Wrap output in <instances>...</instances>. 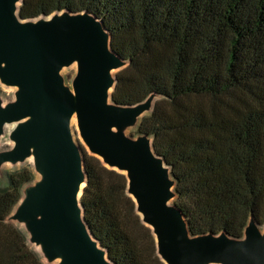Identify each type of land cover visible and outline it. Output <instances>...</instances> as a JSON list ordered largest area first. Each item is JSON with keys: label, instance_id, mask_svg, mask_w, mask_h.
<instances>
[{"label": "trees", "instance_id": "obj_1", "mask_svg": "<svg viewBox=\"0 0 264 264\" xmlns=\"http://www.w3.org/2000/svg\"><path fill=\"white\" fill-rule=\"evenodd\" d=\"M87 13L125 66L112 104L152 107L134 125L165 163L172 204L191 237L243 238L264 226V0H21L17 16ZM84 223L111 264H164L127 194L125 175L82 154ZM33 181L6 174L0 187V264H43L7 218Z\"/></svg>", "mask_w": 264, "mask_h": 264}, {"label": "water", "instance_id": "obj_2", "mask_svg": "<svg viewBox=\"0 0 264 264\" xmlns=\"http://www.w3.org/2000/svg\"><path fill=\"white\" fill-rule=\"evenodd\" d=\"M20 4L0 0V83L17 87L15 100L0 106V134L5 124L25 120L12 130L14 146L0 154V164L32 154L40 179L23 190L10 218L26 223L30 241L40 245L44 257L57 264H111L83 220L84 164L69 129L75 114L89 154L125 175L127 194L164 264H264V226L252 219L239 240L188 234L172 204L169 170L151 141L122 133L150 110L152 96L132 107L111 103L114 72L125 64L111 50L102 23L87 13L67 12L21 20ZM73 62L70 92L58 72Z\"/></svg>", "mask_w": 264, "mask_h": 264}, {"label": "rangeland", "instance_id": "obj_3", "mask_svg": "<svg viewBox=\"0 0 264 264\" xmlns=\"http://www.w3.org/2000/svg\"><path fill=\"white\" fill-rule=\"evenodd\" d=\"M116 72L117 71H115L114 74ZM58 74L62 78L63 85L65 87H67L70 90V92H73L72 82H73V79L76 75V63L73 62L68 66L61 67ZM16 91H17V87L5 86V85L0 83V106L5 107L7 104L13 102L15 100ZM154 100H155V98L152 97L151 107H152ZM24 121L25 120H21V121L15 122V123L6 124L7 126H10V127L3 129L1 134H0V154L7 152V151H10L13 148L14 143L10 139V134H11L12 130L17 125L21 124ZM133 128H134V126H132L130 128H126L122 131V133L126 137H130L132 139H135L137 136L134 134ZM69 129H70V134H71L72 140H73L74 144L76 145V147L78 148L79 152L81 153V156L83 154V150L87 154H89L86 146L83 144V142L79 136L75 114L70 119ZM114 131H116V130L114 129ZM22 170L30 171L33 174V181L30 184H27L23 188V190L27 187L34 186V184L40 179L39 175L36 173V171L34 169L33 157L31 154L30 156L26 157L22 161H17L15 163L4 162V163L0 164V187L3 188V187L7 186V182H6V174L7 173L18 172V171H22ZM22 196H23V194H22ZM169 204H171V202ZM16 207L14 208L13 212L7 218V222L13 224L15 227H17L26 236L27 241H28V245L39 255L43 264H57L58 263L57 260H55V262H53V263L49 262L44 257V255L42 254L41 249L40 250L37 249V246L30 241V234L27 230L26 223L15 222V221L11 220L10 216L14 213V211L16 210ZM259 230L261 231L262 228H259ZM154 239H155V237H154Z\"/></svg>", "mask_w": 264, "mask_h": 264}, {"label": "bare ground", "instance_id": "obj_4", "mask_svg": "<svg viewBox=\"0 0 264 264\" xmlns=\"http://www.w3.org/2000/svg\"><path fill=\"white\" fill-rule=\"evenodd\" d=\"M8 127H10V126H7V125L5 124V125L3 126V129H6V128H8ZM37 249H39V250L41 249L40 245H37ZM53 262H55V261H52V263H53Z\"/></svg>", "mask_w": 264, "mask_h": 264}]
</instances>
